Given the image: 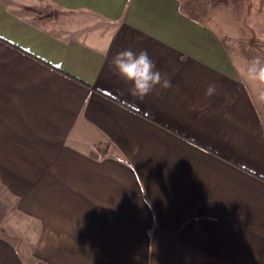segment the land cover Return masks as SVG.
<instances>
[{
    "label": "crops",
    "instance_id": "1",
    "mask_svg": "<svg viewBox=\"0 0 264 264\" xmlns=\"http://www.w3.org/2000/svg\"><path fill=\"white\" fill-rule=\"evenodd\" d=\"M126 48L172 87L129 95ZM248 62L180 0H0V264H264Z\"/></svg>",
    "mask_w": 264,
    "mask_h": 264
},
{
    "label": "rangeland",
    "instance_id": "2",
    "mask_svg": "<svg viewBox=\"0 0 264 264\" xmlns=\"http://www.w3.org/2000/svg\"><path fill=\"white\" fill-rule=\"evenodd\" d=\"M180 2L182 8L192 17L214 27L230 44L235 57L250 61L256 56H264V0ZM14 203L11 196L0 192V228L8 226V231L16 234L18 225L22 227L23 224Z\"/></svg>",
    "mask_w": 264,
    "mask_h": 264
},
{
    "label": "clouds",
    "instance_id": "3",
    "mask_svg": "<svg viewBox=\"0 0 264 264\" xmlns=\"http://www.w3.org/2000/svg\"><path fill=\"white\" fill-rule=\"evenodd\" d=\"M110 67L117 77L129 85L128 94L140 100L172 87L171 79L162 74L146 49L138 52L131 48L117 51L111 57ZM240 74L245 81L255 85L254 101L264 105V56L252 58ZM216 90L215 83L209 84L205 96H213Z\"/></svg>",
    "mask_w": 264,
    "mask_h": 264
}]
</instances>
